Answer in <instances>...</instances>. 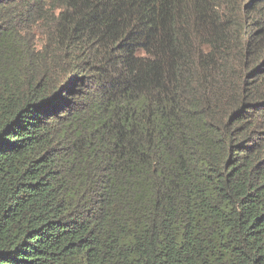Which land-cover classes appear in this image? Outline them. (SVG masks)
<instances>
[{
	"label": "trees",
	"instance_id": "1",
	"mask_svg": "<svg viewBox=\"0 0 264 264\" xmlns=\"http://www.w3.org/2000/svg\"><path fill=\"white\" fill-rule=\"evenodd\" d=\"M0 264H264V0H0Z\"/></svg>",
	"mask_w": 264,
	"mask_h": 264
}]
</instances>
